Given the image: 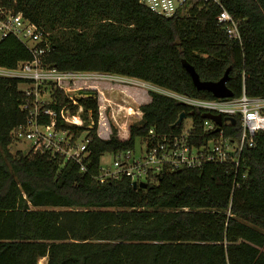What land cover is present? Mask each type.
<instances>
[{
  "label": "trees",
  "instance_id": "obj_1",
  "mask_svg": "<svg viewBox=\"0 0 264 264\" xmlns=\"http://www.w3.org/2000/svg\"><path fill=\"white\" fill-rule=\"evenodd\" d=\"M47 36V65L58 70L108 73L137 79L171 93L211 100L182 66L201 81H218L239 97L264 98V0H223L239 20L241 41L229 39L216 21L221 8L196 1L163 17L138 0H0ZM31 59L13 35L0 39V67ZM16 78L0 77V264H264V135L244 148L238 166L207 163L196 169L163 171L145 188L128 177L99 183L105 154L133 149L136 139L178 134L179 113L192 121L194 141L204 111L149 90L141 119L120 132L111 122L97 134L95 96L82 97V126L60 125L78 138L86 132L85 171L46 151L11 152L10 131L22 123V93ZM55 109L68 102L53 89ZM76 106L71 107L74 112ZM92 125L88 127L90 119ZM224 134L240 135L238 121Z\"/></svg>",
  "mask_w": 264,
  "mask_h": 264
},
{
  "label": "built area",
  "instance_id": "obj_2",
  "mask_svg": "<svg viewBox=\"0 0 264 264\" xmlns=\"http://www.w3.org/2000/svg\"><path fill=\"white\" fill-rule=\"evenodd\" d=\"M196 1L218 5L221 11L216 16V21L229 39L241 41L239 20L222 7L223 0H138L150 11L163 17L184 12ZM7 35H13L20 40L31 54V59L18 63L13 69L0 67V77L18 79V89L22 93L20 110L25 114V119L10 131L12 141L28 142L30 147L27 151L39 150L59 155L65 161L77 163L80 170L85 171L83 160L88 155L85 148L87 133L84 132L75 139L71 130L63 129L60 125L79 127L84 124L82 109L76 98L77 91L94 89L97 81L106 84L113 81L124 82L120 78L126 77L99 72L58 70L47 65L50 42L43 31L36 24L24 19L21 13L14 14L0 7V39ZM52 88L61 90L68 98V102L59 109L53 107L56 105V99ZM168 95L200 108L204 113L233 118L234 123L224 119L218 132L200 142L194 141L192 121L191 127H183L178 134H155L153 130H149L145 140L140 141L142 146L138 153L133 148L109 154L111 161L106 164L102 163L103 156L101 157L97 176L99 183L118 180L121 177H128L136 183L153 182L163 171L196 169L207 163H231L238 166L243 149L254 147V135H264V98L249 97L243 90L239 97L211 100L195 99L171 92ZM99 96L104 106L110 109V121L122 124L123 130L129 124L128 121L141 119L139 106L115 104L116 107H113L104 92L100 91L98 98ZM72 106H76L74 112L71 111ZM98 112L100 118V104ZM87 117L91 118L89 112ZM121 119L123 121H120ZM237 121L240 135L235 139L225 136L223 127ZM92 123L90 119L88 127H91ZM216 126L210 119H204L202 129L213 132Z\"/></svg>",
  "mask_w": 264,
  "mask_h": 264
},
{
  "label": "rangeland",
  "instance_id": "obj_3",
  "mask_svg": "<svg viewBox=\"0 0 264 264\" xmlns=\"http://www.w3.org/2000/svg\"><path fill=\"white\" fill-rule=\"evenodd\" d=\"M120 80L124 82H118V81H113L112 83H105V82H100L97 81L94 85L95 88H90L93 91H96L97 93L96 99L98 104H100V111H101V117L99 118L98 121V128H97V134L102 135L104 131V135H108V125L110 124V118L108 117V111L110 109L106 106H104V103L101 100V96L98 98V93L100 91L104 92L106 98L111 101L112 106L116 107L115 104H120V105H130V106H139L142 104L149 96L148 91L153 90V91H158L161 93H166L169 94L170 92L160 89L154 85H151L149 83L133 79V78H120ZM86 82V81H85ZM94 87V86H93ZM88 88V87H87ZM98 91V92H97ZM134 100V101H133ZM120 116V114H119ZM120 121H123L122 119ZM119 122V120H118ZM131 123L132 121H128ZM115 127L119 129L120 132H123L124 126L120 123L114 124L111 122ZM120 125V126H119ZM183 127L189 128L191 127V119L187 118L185 119L183 123ZM141 143L139 139H136L135 141V152L138 153L139 149L141 147ZM29 143L25 141H12V144L10 145V150L11 152H14L15 150H21L23 152H26L29 149ZM111 161V157L109 154H105L102 157V163L106 164L107 162ZM45 258L40 259L38 264H45Z\"/></svg>",
  "mask_w": 264,
  "mask_h": 264
},
{
  "label": "water",
  "instance_id": "obj_4",
  "mask_svg": "<svg viewBox=\"0 0 264 264\" xmlns=\"http://www.w3.org/2000/svg\"><path fill=\"white\" fill-rule=\"evenodd\" d=\"M182 66L187 71V73L190 75L195 87L198 90H206L210 92L214 98H230L233 96V93L231 92V90L226 86L229 68L226 69L223 76L218 81H201L198 75L196 74L195 70L193 69V67L188 62H186L185 60H182ZM89 96H95V91L79 90L76 93L77 100H80L82 97H89ZM202 117L204 119H210L217 125L216 128L213 130V133L218 132L220 130V127L224 119H229L231 123H234V120H235L233 118H222L221 115L219 114H213L209 112L203 113ZM185 118H186V114L184 112L179 113L176 121L171 125V128L181 124L182 121L185 120ZM132 185L134 188H137V187L145 188L146 187L145 182H138V183L133 182Z\"/></svg>",
  "mask_w": 264,
  "mask_h": 264
},
{
  "label": "crops",
  "instance_id": "obj_5",
  "mask_svg": "<svg viewBox=\"0 0 264 264\" xmlns=\"http://www.w3.org/2000/svg\"><path fill=\"white\" fill-rule=\"evenodd\" d=\"M150 100V97L148 96V98L143 102V103H146V102H148ZM134 101V100H133ZM137 105V104H136ZM102 138H106L107 136L106 135H104V131H103V133H102V135H100Z\"/></svg>",
  "mask_w": 264,
  "mask_h": 264
}]
</instances>
